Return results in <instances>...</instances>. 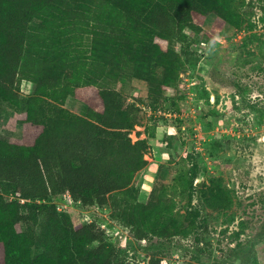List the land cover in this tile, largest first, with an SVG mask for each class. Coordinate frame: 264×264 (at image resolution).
<instances>
[{
    "label": "trees",
    "instance_id": "1",
    "mask_svg": "<svg viewBox=\"0 0 264 264\" xmlns=\"http://www.w3.org/2000/svg\"><path fill=\"white\" fill-rule=\"evenodd\" d=\"M211 11L243 25L236 0H0V101L20 108L22 82L34 86L17 115L22 136L0 135V264H143L97 221L60 211L66 191L81 209L108 206L138 240L182 233L181 216L196 220L176 209L171 188L193 195L199 163L191 158L172 185L155 182L141 200L136 175L156 129L134 140L138 103L100 81L140 80L157 112L193 52L186 30H200ZM68 97L83 102L82 113L64 106ZM205 192L210 206H231L220 184ZM148 264L166 263L152 254Z\"/></svg>",
    "mask_w": 264,
    "mask_h": 264
},
{
    "label": "rangeland",
    "instance_id": "2",
    "mask_svg": "<svg viewBox=\"0 0 264 264\" xmlns=\"http://www.w3.org/2000/svg\"><path fill=\"white\" fill-rule=\"evenodd\" d=\"M236 1L244 20L241 27L211 11L200 30H186L193 52L183 56L177 83L165 91L157 112L147 111L148 89L140 80L100 81L138 103L143 124L132 131L134 140L146 137V126L156 129L146 155L150 162L136 175L141 200L148 199L155 182L172 185L176 172L187 169L191 158L200 167L196 181L202 184L193 195L171 188L176 209L197 214L192 221L180 217L188 225L180 234L138 240L112 217L108 206L88 209L105 225L110 243L144 264L152 254L166 264H264V0ZM33 89L31 81L22 82L20 108L0 101L4 138L22 136L24 124L17 115L26 109V96ZM64 106L76 113L84 110L83 102L73 97ZM218 184L230 192L229 208L216 209L206 201L205 190ZM56 202L65 203L62 197ZM63 209L74 223H81L78 204Z\"/></svg>",
    "mask_w": 264,
    "mask_h": 264
},
{
    "label": "built area",
    "instance_id": "3",
    "mask_svg": "<svg viewBox=\"0 0 264 264\" xmlns=\"http://www.w3.org/2000/svg\"><path fill=\"white\" fill-rule=\"evenodd\" d=\"M146 109L148 112L153 113L151 107L146 106ZM63 198H64L65 203L64 204H61V203L58 204L60 210H67V209H63L65 207H74L75 201H74V198L69 191H66L64 193ZM97 207H99V206H97ZM81 213H82V218H81L82 222L90 223L94 220L92 215L90 214L89 210L81 209ZM101 225H102V227H105L104 224H101ZM108 231H109V229H108ZM142 263L144 264V262H142Z\"/></svg>",
    "mask_w": 264,
    "mask_h": 264
},
{
    "label": "crops",
    "instance_id": "4",
    "mask_svg": "<svg viewBox=\"0 0 264 264\" xmlns=\"http://www.w3.org/2000/svg\"><path fill=\"white\" fill-rule=\"evenodd\" d=\"M142 192H144L143 194H148V191H146L145 189L142 190ZM144 200V199H143Z\"/></svg>",
    "mask_w": 264,
    "mask_h": 264
},
{
    "label": "water",
    "instance_id": "5",
    "mask_svg": "<svg viewBox=\"0 0 264 264\" xmlns=\"http://www.w3.org/2000/svg\"><path fill=\"white\" fill-rule=\"evenodd\" d=\"M196 184H197V185H201L202 183H201V182H199V181H196Z\"/></svg>",
    "mask_w": 264,
    "mask_h": 264
}]
</instances>
